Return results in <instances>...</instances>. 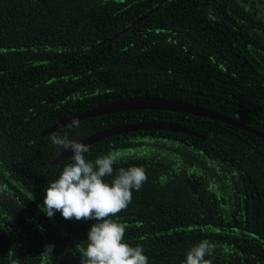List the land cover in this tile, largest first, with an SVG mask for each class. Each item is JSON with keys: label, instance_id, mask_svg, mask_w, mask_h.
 Returning <instances> with one entry per match:
<instances>
[{"label": "trees", "instance_id": "trees-1", "mask_svg": "<svg viewBox=\"0 0 264 264\" xmlns=\"http://www.w3.org/2000/svg\"><path fill=\"white\" fill-rule=\"evenodd\" d=\"M248 0H0V264H81L93 221L51 219L43 190L80 140L134 124L167 123L199 136L146 130L88 146L146 179L114 219L148 264H182L207 240L208 264H264V137L205 117L142 110L74 115L130 98L202 107L264 135V11ZM150 16L114 36L141 16ZM214 19H209V15ZM103 42H105L103 44ZM113 177H105L111 180ZM52 245V252L45 249Z\"/></svg>", "mask_w": 264, "mask_h": 264}, {"label": "clouds", "instance_id": "clouds-1", "mask_svg": "<svg viewBox=\"0 0 264 264\" xmlns=\"http://www.w3.org/2000/svg\"><path fill=\"white\" fill-rule=\"evenodd\" d=\"M209 19L214 17L210 14ZM51 139L54 145L72 153V163L43 190L41 206L49 219L58 212L65 220L93 221L81 264H148L143 246L127 243L125 225L113 218L127 207L132 190L142 186L146 179L144 169L121 167L113 177L115 154H103L91 160L86 158L89 148L82 142L68 135H54ZM105 177L113 178L109 181ZM211 248L207 240L194 244L184 253L182 264H208L205 257ZM45 249L51 253L53 246L46 245Z\"/></svg>", "mask_w": 264, "mask_h": 264}, {"label": "water", "instance_id": "water-1", "mask_svg": "<svg viewBox=\"0 0 264 264\" xmlns=\"http://www.w3.org/2000/svg\"><path fill=\"white\" fill-rule=\"evenodd\" d=\"M151 12L148 14H145L135 20L130 27H127L123 29L121 32L117 33L114 38H117L121 36L122 34L128 32L133 27L137 26L141 22H143L145 19H147L150 16ZM105 42H103L104 44ZM142 111V110H165V111H173V112H180V113H186L193 116L198 117H205L209 118L215 121H220L235 127H238L241 130L247 131L249 133H252L259 137H264V135L256 131L234 119L222 116L218 113H215L213 111L204 109L199 106L187 104L181 101H175V100H169V99H162V98H130L125 100H120L117 102L110 103L108 105L99 106L94 109L88 110L86 112L80 113L78 115H74L68 119H64L60 121L59 123L53 125L46 131L42 133V136L51 134L59 129H62L66 126H70L73 124V121L81 122L83 120L93 118V117H99L114 113H121V112H129V111ZM146 130H163V131H172L177 133H185L188 135L193 136H199V134L184 128L180 127L178 125L174 124H167V123H148V124H134V125H128L123 127H117L111 130H106L102 132H98L90 137H87L85 139L78 140L79 142H82L83 144L90 146L93 143L102 141L104 139H107L109 137H113L116 135H121L125 133H131V132H138V131H146ZM72 156V153L70 151L64 150L63 153H61L56 160L51 164V166L57 165L67 158Z\"/></svg>", "mask_w": 264, "mask_h": 264}, {"label": "flooded vegetation", "instance_id": "flooded-vegetation-1", "mask_svg": "<svg viewBox=\"0 0 264 264\" xmlns=\"http://www.w3.org/2000/svg\"><path fill=\"white\" fill-rule=\"evenodd\" d=\"M262 1V6H260V9H262L264 11V0H260ZM248 0H244V3H247Z\"/></svg>", "mask_w": 264, "mask_h": 264}]
</instances>
